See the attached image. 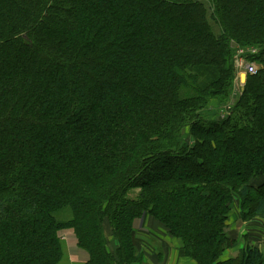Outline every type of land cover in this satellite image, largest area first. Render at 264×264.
<instances>
[{"label":"trees","instance_id":"obj_1","mask_svg":"<svg viewBox=\"0 0 264 264\" xmlns=\"http://www.w3.org/2000/svg\"><path fill=\"white\" fill-rule=\"evenodd\" d=\"M237 48L260 69L206 122ZM256 178L264 0H0V264H59L65 230L85 264H143L146 217L194 264H264L246 238L222 259L233 195L241 221L264 220Z\"/></svg>","mask_w":264,"mask_h":264},{"label":"rangeland","instance_id":"obj_2","mask_svg":"<svg viewBox=\"0 0 264 264\" xmlns=\"http://www.w3.org/2000/svg\"><path fill=\"white\" fill-rule=\"evenodd\" d=\"M258 54V51L255 50L253 53H251L250 55V62H253L255 68L257 71H259L260 69V65L258 63V61H253V59L251 58L252 56H256ZM232 65H233V69L235 72L234 75V86H233V90H232V95L230 96L229 99L225 100H218L219 103H217V101H212L209 105V107L204 111L203 116H205L204 118L206 119V122H210V121H215L218 122L220 120H225L226 118H228L229 114L231 113L232 108L234 107L236 101L238 100V98L240 97V94L242 93V90L240 91L238 87H236V81L238 79V74H242L241 75V81H242V86L244 89L245 83H246V79L248 77L244 76V71L242 69V67L239 65L238 63V59L237 57L235 58V55L232 59ZM230 117V116H229ZM189 136V130L187 129L185 134H184V138H187ZM264 178H259V179H252L251 183L254 186H257L261 183H263ZM254 192H252V196H254ZM238 208H239V202L236 196L233 195V200L231 202L230 205V212H229V220L227 222V233L229 234V236L231 237V239H233L238 243V246L235 248H226L223 251L222 254V259H226L228 257H236L239 253V250L241 248H243L244 246V239L246 238V240H248L249 244L255 247H259L260 250H264V248H262V245H264V233H261L259 230V228H261V224L262 226H264V221L261 220H253V225L250 228L245 229L246 232L248 234L251 235L244 237V234H242L240 237L237 236L236 233H242V224L240 223V220H238ZM58 218L60 220H67L69 218V214L68 212H63L61 214L58 215ZM243 222V221H242ZM139 222L135 223V228H136V242L137 243V247L139 248V250L142 252L143 254V264H145V254H144V250L142 248L141 245H143L142 243V239L141 236H147L146 234L143 235L140 233V231H138V227L139 225H141L142 228H144L143 226V222L141 224H138ZM71 233V231H70ZM256 233V234H253ZM106 239L108 240V245H109V249H111L112 247L114 248L115 246V242L113 241V237L111 235V233L107 230L106 231ZM150 236H152L153 239H150L151 242H154L155 245H157L158 247V251L159 253H162V244L163 242L157 238H155L152 234H148ZM247 235V234H246ZM245 235V236H246ZM242 237V239H241ZM73 236H71V234H69L68 230L62 231L60 233V239H61V247H62V251H63V257L62 260L59 264H69L70 262L68 261V254L72 253L71 256L73 257V255L77 252L82 253L80 250H78L76 248L75 243L73 244ZM248 238V239H247ZM259 243V244H258ZM178 248H180L182 246L181 242H177ZM259 245V246H258ZM138 251V252H140ZM111 252V250H110ZM129 253V252H128ZM79 256V255H78ZM189 260V259H188ZM191 261V260H190Z\"/></svg>","mask_w":264,"mask_h":264},{"label":"crops","instance_id":"obj_3","mask_svg":"<svg viewBox=\"0 0 264 264\" xmlns=\"http://www.w3.org/2000/svg\"><path fill=\"white\" fill-rule=\"evenodd\" d=\"M237 217H238V220H240L238 215ZM253 220L264 221L263 219H258V218L253 219ZM253 220L249 222H242L240 220V223L242 224V233H236L238 237H240L242 234H244V236L247 234L246 236L249 235L251 237V235L248 234L245 229L250 228L253 225ZM143 223H144L143 224L144 228H142L141 225H139L138 231H140V233L143 235L145 234L147 235V236H141V239L143 240L142 241L143 245L141 246L145 254L144 256L145 264H194L192 261L188 260L187 258L183 257L180 254V251L177 245V242L179 241L171 237L168 234L167 230L162 225H160L159 223H157L154 219L150 217H146L143 220ZM259 229L261 233H264V226H262V224H261V228ZM68 232L69 234H71V236H73L72 232L71 233L70 231ZM148 234H152L155 238L163 242L162 247H161L162 253L161 252L159 253L157 245H155L154 242L150 241V239H153V238L152 236ZM253 234H256V233H253ZM71 239H73V244L75 243L76 245L74 236ZM262 248H264V245H262ZM81 252L82 253L80 252L75 253L73 257L71 256L72 253L68 254L67 257H68V261L70 262L69 264H85L88 261L89 256L86 252L84 251H81Z\"/></svg>","mask_w":264,"mask_h":264},{"label":"built area","instance_id":"obj_4","mask_svg":"<svg viewBox=\"0 0 264 264\" xmlns=\"http://www.w3.org/2000/svg\"><path fill=\"white\" fill-rule=\"evenodd\" d=\"M254 51L255 50L253 49H243V48H237V50L235 51V58L237 57L238 63L244 71V76H247V75L252 76L257 73V70L253 62H250L249 60L251 53H253ZM241 75L242 74H238V79L235 82L236 87H238L240 91L243 88L242 81H241Z\"/></svg>","mask_w":264,"mask_h":264},{"label":"water","instance_id":"obj_5","mask_svg":"<svg viewBox=\"0 0 264 264\" xmlns=\"http://www.w3.org/2000/svg\"><path fill=\"white\" fill-rule=\"evenodd\" d=\"M241 90L243 91V88Z\"/></svg>","mask_w":264,"mask_h":264}]
</instances>
